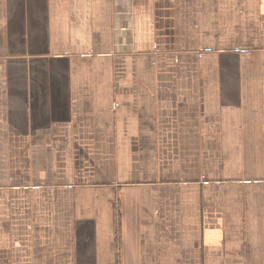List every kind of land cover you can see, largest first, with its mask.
<instances>
[{
  "label": "crops",
  "instance_id": "crops-1",
  "mask_svg": "<svg viewBox=\"0 0 264 264\" xmlns=\"http://www.w3.org/2000/svg\"><path fill=\"white\" fill-rule=\"evenodd\" d=\"M0 264H264V0H0Z\"/></svg>",
  "mask_w": 264,
  "mask_h": 264
}]
</instances>
